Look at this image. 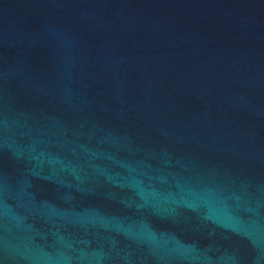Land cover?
I'll return each instance as SVG.
<instances>
[{
  "label": "water",
  "instance_id": "95a60500",
  "mask_svg": "<svg viewBox=\"0 0 264 264\" xmlns=\"http://www.w3.org/2000/svg\"><path fill=\"white\" fill-rule=\"evenodd\" d=\"M0 264H264V0H0Z\"/></svg>",
  "mask_w": 264,
  "mask_h": 264
}]
</instances>
